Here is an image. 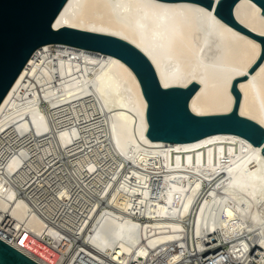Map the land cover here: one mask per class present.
<instances>
[{"label": "bare ground", "instance_id": "bare-ground-1", "mask_svg": "<svg viewBox=\"0 0 264 264\" xmlns=\"http://www.w3.org/2000/svg\"><path fill=\"white\" fill-rule=\"evenodd\" d=\"M234 16L264 36L253 0H240ZM53 26L132 44L164 87L198 82L194 114L230 112L232 83L247 75L238 81L239 113L264 127V60L249 72L261 42L214 8L68 0ZM146 108L120 58L63 43L39 47L0 105V237L17 246L15 235L47 234L65 241L64 252L81 239L87 264H188L187 254L196 264L206 256L207 264H264L262 148L232 133L153 141ZM79 253L64 263L78 264Z\"/></svg>", "mask_w": 264, "mask_h": 264}, {"label": "water", "instance_id": "water-1", "mask_svg": "<svg viewBox=\"0 0 264 264\" xmlns=\"http://www.w3.org/2000/svg\"><path fill=\"white\" fill-rule=\"evenodd\" d=\"M68 0H0V105L18 79L35 51L47 43H63L78 48L111 54L123 60L136 74L147 101L146 135L153 141L190 142L214 133H232L246 138L262 148L264 127L240 115L241 92L235 78L231 91L235 95L228 113L198 115L189 108L191 97L199 88L198 82L187 87H164L149 57L132 44L115 36L80 30L68 26L55 29L53 22ZM189 1L203 5L225 23L261 42L262 50L251 66L252 73L264 60V36L252 33L234 16L240 0H163ZM262 8L264 0H253ZM0 264H41L0 237Z\"/></svg>", "mask_w": 264, "mask_h": 264}, {"label": "built area", "instance_id": "built-area-1", "mask_svg": "<svg viewBox=\"0 0 264 264\" xmlns=\"http://www.w3.org/2000/svg\"><path fill=\"white\" fill-rule=\"evenodd\" d=\"M60 228L62 232H65V229L62 227ZM9 241H12L18 247L24 248L33 257H35V260L41 264H65L64 262L68 260L73 253H79V244L81 239L74 240L69 249L65 252L63 248L65 241L60 238H54L47 234L37 235L33 232H24L20 235H15L13 238H10ZM17 246L15 247L18 248ZM228 247L229 245L226 243L223 245L224 250L228 249ZM79 256L78 264H87V262L91 263L88 261V259H85V257L82 256L81 252L79 253ZM193 256L194 255L189 254L185 256L186 262L188 264H196ZM60 259H63V261L59 262ZM206 260H208L207 256L204 257L203 260H199V262L200 264H207L204 263ZM92 264L107 263L94 262ZM213 264L216 263L213 262Z\"/></svg>", "mask_w": 264, "mask_h": 264}]
</instances>
